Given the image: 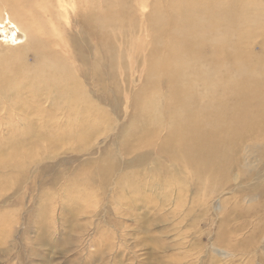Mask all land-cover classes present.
Instances as JSON below:
<instances>
[{
    "label": "bare ground",
    "instance_id": "6f19581e",
    "mask_svg": "<svg viewBox=\"0 0 264 264\" xmlns=\"http://www.w3.org/2000/svg\"><path fill=\"white\" fill-rule=\"evenodd\" d=\"M149 1L133 0L134 11L150 8V13L142 12L143 21L139 19L136 25L106 14L105 0H0L1 47L7 45L5 55L12 69L0 75L1 118L18 117L32 125V130L24 132L25 139L20 140L29 141V151L25 145L23 149L27 152L21 154L14 145L11 167L17 179L15 183L20 186L24 178V167L16 163V158L25 161L32 151L44 154L35 160L44 163L35 172L53 173L56 179L62 175L57 172L56 164H64L66 160L57 159L62 151L86 157L78 160L88 175L87 192L82 195L88 200L87 194L98 186L99 177L104 183L101 188L112 184L110 170L127 172L153 165L164 174H179L183 158L184 165L197 173L198 180H210L214 185L210 190H228L234 172L238 171L247 184L245 188L254 189L249 196L259 195L262 199L264 5L259 0ZM65 6L73 7L72 12H66ZM56 10H65L72 24L69 30L62 31L55 23L60 16ZM126 12L123 9L122 17ZM139 33L149 39L148 49L142 56L136 55H139L137 65L131 67L129 83L131 87H140V93L134 100L121 103L125 98L121 97L117 102L131 116L122 119L120 115V119L131 121L127 127L118 122L105 137L106 142L95 143L96 135L100 138L112 129L107 124L103 128L102 123L109 118L100 107V103L107 104L103 67L109 51L104 38L112 37L120 43L114 44V48L111 45L110 53L114 59L115 55L122 59L133 53ZM124 65V61L112 62L108 79L115 82L117 72V82L122 79L126 74ZM167 85V96L163 97ZM30 114L54 124L76 122L75 130L67 134L73 136L71 142L61 140L59 137L64 134L59 131L55 134L59 139L47 136L54 131L53 127L48 123L40 129L34 127L36 123ZM91 116L96 119L91 120ZM32 138L37 141L34 149ZM40 140L46 144L47 153L39 149L36 152ZM12 143L16 142L10 140L7 145ZM94 143L96 150L86 154ZM97 154L96 160L86 162L88 156ZM246 154H254L255 163ZM155 157L156 160L152 159ZM2 158L0 170L9 166ZM90 162H95L94 175L87 168ZM114 179L118 183L120 176L114 175ZM10 181H4L6 187H10ZM75 213L71 214L69 224L73 229L77 226L72 223L78 216ZM231 213L236 220H243L236 233L245 231L248 225L252 232L239 241L230 255L226 257L223 251L219 254L226 260L250 257L256 252V242L264 238V200ZM223 239L221 230L218 242L221 244ZM216 262L213 260L211 264Z\"/></svg>",
    "mask_w": 264,
    "mask_h": 264
},
{
    "label": "rangeland",
    "instance_id": "374dc122",
    "mask_svg": "<svg viewBox=\"0 0 264 264\" xmlns=\"http://www.w3.org/2000/svg\"><path fill=\"white\" fill-rule=\"evenodd\" d=\"M259 4L264 5V0H259ZM131 6H134L133 0H105L104 9L106 14L118 16V21L139 25L144 15L150 13V8H137L134 11ZM65 9L70 13L73 7L65 6ZM123 9L127 10L125 17H122ZM73 11L76 13V10ZM57 12L60 16L56 18L55 23L62 31L69 30L72 24L70 18L65 15V10ZM111 31L114 32L113 29ZM2 37L0 30V75L3 76L12 69L9 57L5 55L8 47L5 44L1 47ZM136 39L133 47L135 57L130 53L122 59L115 55L114 59L110 47L112 45L114 48V44L118 46L120 43L112 37L104 38L109 51L103 67L106 74L107 104L100 103V107L109 118L108 122L102 123L103 128L107 124L112 129L100 138L96 135L98 140L95 143L106 142L108 138L105 137L113 131L118 122L121 121L127 127L131 121L122 120L125 115L131 116L125 108L119 107L117 102L121 97H125L121 103H126L129 99L134 100L140 93V87H131V82L129 83L130 70L133 65H137L139 55H136L139 53L142 56L148 49L149 39L144 33H139ZM115 60L118 64L122 61L125 63L126 74L118 82V72L115 82L107 77L111 74L110 65ZM167 87L168 85L163 88V97L167 96ZM29 116L36 123L34 127L38 129L45 123L53 127L54 131L47 136L54 140L63 139L65 143L71 142L73 136L67 134L75 130L76 122L68 125H62L60 122L54 124L36 114ZM11 118L4 120L0 113V157L9 163V166L0 170V264H211L213 260L217 261L216 264H264V238L256 242V252L251 253L250 257L226 260L227 258L219 254V251H223L227 257L230 251L236 250L239 241L249 237L252 232L251 226L248 225L245 231L236 233L235 229L243 220H236L231 212L238 213V209L252 207L264 200V196L262 199L259 195L249 196L254 189L245 188L244 185L247 184L243 182L238 171L234 172L228 190L216 192L209 189L214 187L210 180L197 179V173L194 174V170L184 165L183 158L179 174H164L160 168H153V165L127 172L115 169L114 172H109L113 175L112 184L101 188L104 183H101L103 181L99 177L98 186L87 194L88 200L87 197L82 198L83 193L87 192L88 175L80 165L81 160H78L86 157L77 152L62 151V156L57 159L66 160L64 164H56L57 172H62L61 177L56 179L53 173L35 172L44 164L35 160L44 154H34L32 151V155L25 161L16 158V163L24 167L23 181L17 186V179L14 178L11 167L14 145L21 154L29 151V141L20 140L24 138L26 131L32 130V125L27 124L24 119ZM95 119V116H91V120ZM57 131L64 136L58 138L55 135ZM10 140L16 143L7 145ZM40 142L36 152L39 149L43 151L41 153H47L46 144L42 140ZM30 143L33 149L37 145L34 138ZM95 143L91 148H87L86 154L96 150ZM24 146L27 151L23 149ZM69 146L71 147V143L67 145V149ZM8 148L11 152L7 151ZM98 157V154L88 156L86 162ZM152 159L156 160V157ZM249 159L255 163L254 154L249 155ZM94 163L90 162L87 167L91 168L93 175ZM114 175L120 176V183L113 180ZM7 179L12 182L10 187H6L7 183L4 182ZM248 199L253 201L248 203ZM226 200L229 202L225 205ZM73 212L78 215L72 222L77 225L74 229L69 225ZM228 213L231 214L226 216ZM221 230L224 239L220 244L218 235Z\"/></svg>",
    "mask_w": 264,
    "mask_h": 264
}]
</instances>
